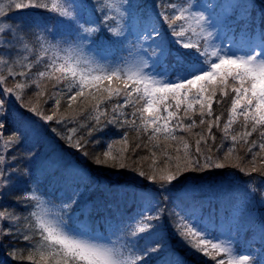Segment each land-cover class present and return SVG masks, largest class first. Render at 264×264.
<instances>
[{
  "label": "snow or ice",
  "instance_id": "6c2138e0",
  "mask_svg": "<svg viewBox=\"0 0 264 264\" xmlns=\"http://www.w3.org/2000/svg\"><path fill=\"white\" fill-rule=\"evenodd\" d=\"M177 246L264 264V0H0V264Z\"/></svg>",
  "mask_w": 264,
  "mask_h": 264
},
{
  "label": "trees",
  "instance_id": "16d2710c",
  "mask_svg": "<svg viewBox=\"0 0 264 264\" xmlns=\"http://www.w3.org/2000/svg\"><path fill=\"white\" fill-rule=\"evenodd\" d=\"M90 166L91 167H95V166H92V165H90ZM172 243L173 244L176 243L175 239H173ZM176 251L180 252L181 255H184L185 259L187 261H189V264H203L204 261H209L210 262V260H211L210 257H203L202 253L197 254L196 256L186 255L185 254V250L183 248H180L179 246H177ZM14 264H15V262H14Z\"/></svg>",
  "mask_w": 264,
  "mask_h": 264
}]
</instances>
